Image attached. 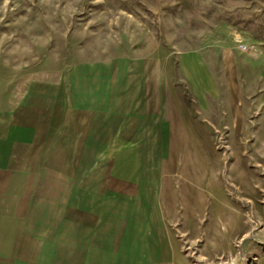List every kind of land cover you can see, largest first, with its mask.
<instances>
[{
	"label": "crops",
	"instance_id": "1",
	"mask_svg": "<svg viewBox=\"0 0 264 264\" xmlns=\"http://www.w3.org/2000/svg\"><path fill=\"white\" fill-rule=\"evenodd\" d=\"M190 54L191 99L209 106L214 70ZM221 61L241 105L234 51ZM29 94L0 107V264H190L161 208L198 115L167 55L77 62Z\"/></svg>",
	"mask_w": 264,
	"mask_h": 264
},
{
	"label": "rangeland",
	"instance_id": "2",
	"mask_svg": "<svg viewBox=\"0 0 264 264\" xmlns=\"http://www.w3.org/2000/svg\"><path fill=\"white\" fill-rule=\"evenodd\" d=\"M227 49L241 105L228 103ZM163 53L198 115L179 131L164 219L190 264L264 263V0H0V107L60 83L77 62ZM190 53L214 70L209 106L191 99V69L179 65Z\"/></svg>",
	"mask_w": 264,
	"mask_h": 264
},
{
	"label": "built area",
	"instance_id": "3",
	"mask_svg": "<svg viewBox=\"0 0 264 264\" xmlns=\"http://www.w3.org/2000/svg\"><path fill=\"white\" fill-rule=\"evenodd\" d=\"M239 47H240V48H244V49L246 48L245 44H243V43H240V44H239Z\"/></svg>",
	"mask_w": 264,
	"mask_h": 264
}]
</instances>
